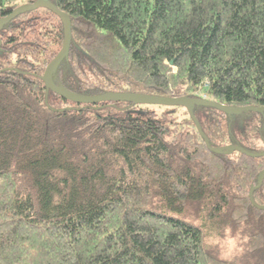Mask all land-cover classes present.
<instances>
[{
    "label": "trees",
    "instance_id": "1",
    "mask_svg": "<svg viewBox=\"0 0 264 264\" xmlns=\"http://www.w3.org/2000/svg\"><path fill=\"white\" fill-rule=\"evenodd\" d=\"M48 1L74 95L264 107V0ZM65 39L46 6L0 27V264H264V155L231 150L264 112L68 100Z\"/></svg>",
    "mask_w": 264,
    "mask_h": 264
},
{
    "label": "water",
    "instance_id": "2",
    "mask_svg": "<svg viewBox=\"0 0 264 264\" xmlns=\"http://www.w3.org/2000/svg\"><path fill=\"white\" fill-rule=\"evenodd\" d=\"M41 6L49 7L52 11H54L58 16H60L63 19L65 26H66V39H65L64 46L62 50L60 51V53L47 66L44 72V75H43V80L46 84V87L49 90L54 91L58 95L68 100H71L77 103H87V104H95V103L103 102V101H131V102H135V103L143 104V105L184 107L185 109L189 111L191 117L195 119L196 125L198 127H199V123L196 120L194 112H193V108L196 105L213 107V108L219 109L222 112L226 114H230V115L231 114H241L244 111L264 112V107H255V106L231 107V106H227L221 103H215V102H212L206 99L190 98V97H165V96L145 95V94H137V93H132V94L113 93V94H104V95L90 96V97H82V96L74 95L58 87L52 81V77H51L53 71L58 68L60 63L68 55V52H69L70 41H71V20L68 14L60 11L58 7H56L54 4H52L48 0H38L34 3H28L21 7H18L10 15L0 18V27L12 21L19 15L29 12V11H34L35 9ZM171 64H173V62H171ZM206 143L209 146L208 139H206ZM235 149L245 152L246 154L254 156V157L264 155V153H248L242 149L234 148V147H232L231 150H235ZM215 152L222 153L224 152V150L222 148H218V149H215ZM263 180H264V171L261 173L259 177V184L257 188L262 185ZM253 191L254 189H252L250 192V198H251L253 205L259 209L264 210V206H260L255 203L254 198H253Z\"/></svg>",
    "mask_w": 264,
    "mask_h": 264
},
{
    "label": "rangeland",
    "instance_id": "3",
    "mask_svg": "<svg viewBox=\"0 0 264 264\" xmlns=\"http://www.w3.org/2000/svg\"><path fill=\"white\" fill-rule=\"evenodd\" d=\"M19 3H20L21 6H23V5H25V4H28L29 2H28V0H22V1H20ZM21 6H20V7H21ZM165 107H167V108H169V107H177L178 112L176 113V115H178V117H179L180 119H183V118L188 117V112L185 111L184 109H182L181 107H178V106H165Z\"/></svg>",
    "mask_w": 264,
    "mask_h": 264
}]
</instances>
